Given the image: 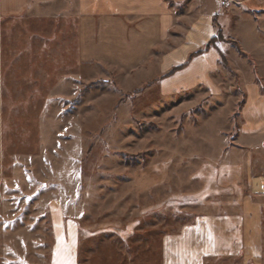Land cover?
Listing matches in <instances>:
<instances>
[{
	"label": "rangeland",
	"instance_id": "1",
	"mask_svg": "<svg viewBox=\"0 0 264 264\" xmlns=\"http://www.w3.org/2000/svg\"><path fill=\"white\" fill-rule=\"evenodd\" d=\"M171 1L178 24L166 28L162 45L176 34L183 40L193 20L211 19L216 89L201 83L164 95L157 79L137 78L152 71L146 63L107 72L94 65L84 66L82 89L72 91L78 97L62 102L54 97L58 37L76 33L73 14L61 20L69 0H21L22 10H0L4 162L12 178L0 191V264H53L58 205L74 264H169L170 242L184 227L238 200L218 167L208 174L203 164L217 163L234 137L246 88L264 66V0ZM50 96L56 100L47 105ZM203 264H264V250L207 256Z\"/></svg>",
	"mask_w": 264,
	"mask_h": 264
},
{
	"label": "crops",
	"instance_id": "2",
	"mask_svg": "<svg viewBox=\"0 0 264 264\" xmlns=\"http://www.w3.org/2000/svg\"><path fill=\"white\" fill-rule=\"evenodd\" d=\"M173 3L171 0H69V3H63L61 7L65 8V12L62 23L68 21L67 15L73 14L69 18L74 17L76 33L74 36L61 34L58 37L60 80L57 85L59 93L54 97H58L62 102L78 97V94L72 91L78 90L80 93L82 89L84 66L94 65L96 68L93 72H104L105 66H118L128 70L146 63L152 67V71L146 69L145 73L137 78L143 77L145 80L147 74V81L157 79L164 95H173L201 83H207L210 90L216 89L210 77L218 64V50L215 47L193 57L184 68L170 73L174 66L185 62L190 52L204 45L215 34L211 19L206 21L202 17L196 24L193 20L191 26L186 28L183 40H179L176 34L172 36L174 38L171 39L170 47L164 48L162 44L166 28L173 22L178 24V15L173 11ZM25 5L21 0H11L10 5L8 0H0V10L8 7L18 11ZM211 15H208L209 18ZM154 47H159L160 52H155ZM152 52L155 53V60L150 62ZM17 57L14 56V59ZM195 64L199 67L196 70L193 68ZM106 77L102 80L109 81ZM143 79L139 82H144ZM262 80L263 65L259 68L257 83L246 88L236 135L231 141L227 138L224 146L219 148L217 163L203 164V171H209L208 174L218 167L219 178L228 182L223 185L229 186L230 191L239 197L238 200L229 205L228 212L201 215L193 224L184 227L170 242L172 254L167 262L203 264L207 256H242L247 253L254 255L255 252L264 250ZM0 85L2 87V84ZM54 97L48 98L47 105L51 100H56ZM3 103V95L0 94V191L2 186L12 179L5 173ZM56 208L59 234L56 251L59 249V256L55 254L53 264L57 259H61L62 252L74 255L72 245L67 243L65 238L64 241L61 239V235L65 237V221L60 205Z\"/></svg>",
	"mask_w": 264,
	"mask_h": 264
},
{
	"label": "trees",
	"instance_id": "3",
	"mask_svg": "<svg viewBox=\"0 0 264 264\" xmlns=\"http://www.w3.org/2000/svg\"><path fill=\"white\" fill-rule=\"evenodd\" d=\"M217 37H218V35H215V36H213V37H211L208 41H207V43H206V45L205 46H203V47H200L197 51H195V52H192L191 54H190V56H189V59H191L193 56H195L196 54H200V53H202L203 51H205V50H207V49H209L211 46H212V43L217 39ZM219 38V37H218ZM188 59V60H189ZM188 60L185 62V63H183V64H180V65H178V66H175V67H173L171 70H170V73H172V72H174L175 70H177V69H179L180 67H182L184 64H186L187 62H188ZM243 100H242V104H243ZM237 133V132H236ZM236 133L234 134V136L236 135Z\"/></svg>",
	"mask_w": 264,
	"mask_h": 264
},
{
	"label": "snow or ice",
	"instance_id": "4",
	"mask_svg": "<svg viewBox=\"0 0 264 264\" xmlns=\"http://www.w3.org/2000/svg\"><path fill=\"white\" fill-rule=\"evenodd\" d=\"M57 255L59 256V249L57 250ZM55 264H74V260L71 254L69 253V255H67L66 257L62 259H57Z\"/></svg>",
	"mask_w": 264,
	"mask_h": 264
},
{
	"label": "built area",
	"instance_id": "5",
	"mask_svg": "<svg viewBox=\"0 0 264 264\" xmlns=\"http://www.w3.org/2000/svg\"><path fill=\"white\" fill-rule=\"evenodd\" d=\"M227 2H229V1H227Z\"/></svg>",
	"mask_w": 264,
	"mask_h": 264
}]
</instances>
